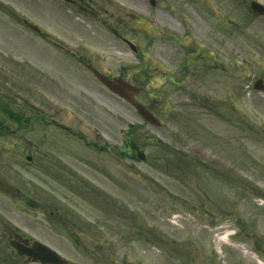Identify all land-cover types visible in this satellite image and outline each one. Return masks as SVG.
I'll return each mask as SVG.
<instances>
[{"label": "rangeland", "instance_id": "1", "mask_svg": "<svg viewBox=\"0 0 264 264\" xmlns=\"http://www.w3.org/2000/svg\"><path fill=\"white\" fill-rule=\"evenodd\" d=\"M76 1L85 3L83 16L62 0H0V105L16 112L25 101L28 109L19 112L31 119L19 130L0 114V175L19 191L17 198L0 194V264H34L17 261L9 248L15 229L18 237L46 243L68 264L264 263V93L253 90L264 80V16L249 8L264 0ZM122 38L142 48L144 58ZM68 49L87 54L112 75L130 69L129 79L138 64L176 73L193 59L190 71L201 80L186 92L211 99L215 111L141 73L139 101L155 103L162 128L108 98L105 108L117 115L101 127L125 132L138 125L147 161L135 163L137 176L127 174L124 158L117 169L113 149L99 158L81 150L94 163L110 162L107 171L121 174V189L103 180L102 169L69 157L66 165L82 181L54 184L50 172L35 170L33 95L37 75L78 74L61 73L79 66L66 56ZM83 124L74 130L97 128ZM78 147L73 142L70 148ZM102 189L111 196L109 207L100 206ZM229 232L235 236L221 241Z\"/></svg>", "mask_w": 264, "mask_h": 264}, {"label": "flooded vegetation", "instance_id": "2", "mask_svg": "<svg viewBox=\"0 0 264 264\" xmlns=\"http://www.w3.org/2000/svg\"><path fill=\"white\" fill-rule=\"evenodd\" d=\"M80 5L81 3L77 1L73 3V6H77L78 8H80ZM75 58L78 61L79 67H67L61 73H78L76 76L69 77L58 74V76L51 77L48 81V89L41 85L42 81L35 83L34 106L32 108L33 122L38 136L35 148L36 157L34 159L35 170L40 175H44V169L50 172L49 175L54 184L63 183L65 178L82 181L81 177L76 175L74 170L66 165L65 157H69L88 167L91 164L93 169H102V172L99 171V173L103 180L120 190L122 186L121 174L119 172L107 171L109 167L106 165H111V163H94V157L86 159L82 151L91 152L96 158H99L101 155H109V152L113 149L115 155L114 165L117 169L122 170L119 163H121V158H124L128 162L126 164L128 165L127 169L131 172L127 174L136 177L137 175L134 176V173H132L135 163L146 164L147 161L146 159L144 160L145 162L139 160V152L143 151V147L139 146L137 141V124H131L125 132L122 130L118 131L111 124H108V130L101 128L108 116L115 118V115H117L115 109H112L113 113L111 108H105V105L108 104L107 98L113 101L117 100L119 102L117 105H121L123 100L109 91L97 80L92 72H89L87 67L90 65V61H86L81 56ZM194 66V60L190 59L182 66L184 67V71L179 69L176 73L171 72L167 67L164 69H159L157 66L152 68L148 65L144 69L137 67L135 73L139 75V79L134 76L132 80L134 82L141 79L142 82H145V78L140 77L141 73H145L146 77L149 78L146 79L148 81L158 82L162 80L164 84L178 89V93H183L184 96L196 103L211 104L212 101L206 96L196 97L197 95H194V93L186 92V90L192 89L194 86L193 82H197L198 78L199 81L201 80L200 75H196V73L190 71ZM95 68L100 73H107L109 78H113L111 71L104 70L101 67ZM67 69H80V72H70L71 70L68 71ZM204 73L208 75L211 71L204 69ZM118 76L123 78L129 77L130 73L126 75L120 71ZM19 107V110L26 109L25 102L23 101ZM149 108L154 110L155 105H150ZM5 112L8 115L10 114L9 111ZM116 120L118 121L117 118ZM83 121L92 123L97 128L75 131L73 125H84ZM13 123L18 126L20 125L18 127L19 130L25 129V110L18 111ZM44 131L50 134L49 138L47 136L43 137ZM42 137L45 138L47 145L45 149H43L44 141ZM152 141L153 139L150 137L148 142ZM73 142H77L81 148L71 149L70 147ZM67 143H70V147L67 146ZM117 145L120 146L116 147ZM63 146H66V148L64 149ZM51 164H54L53 168L50 166ZM97 193L99 197H102L100 199V206L103 205L102 207H105L106 202L111 201V196L107 195L104 189ZM113 205L117 207L116 203H113ZM77 244L80 243L78 242Z\"/></svg>", "mask_w": 264, "mask_h": 264}, {"label": "water", "instance_id": "3", "mask_svg": "<svg viewBox=\"0 0 264 264\" xmlns=\"http://www.w3.org/2000/svg\"><path fill=\"white\" fill-rule=\"evenodd\" d=\"M251 10L254 14L264 16V6L260 5L257 2L251 3ZM99 79L100 82L104 83L110 90H112V92H115L120 97L128 101H130L129 97L131 95H136L139 93L134 87L123 80L114 79L110 81L101 75H99ZM254 89L258 91H264L262 82H257L254 85ZM131 103L135 106L138 113L145 119V121L160 126L159 122H156L155 118L148 111H146L143 106L136 102ZM0 193L3 195L15 197L17 191L0 177ZM10 246L17 251L18 257L26 256L34 262L40 264H66V262L55 251L45 245L40 244L39 242H35V244H33L32 247L29 248L22 243L10 241Z\"/></svg>", "mask_w": 264, "mask_h": 264}, {"label": "bare ground", "instance_id": "4", "mask_svg": "<svg viewBox=\"0 0 264 264\" xmlns=\"http://www.w3.org/2000/svg\"><path fill=\"white\" fill-rule=\"evenodd\" d=\"M247 254L250 255L251 257H253L254 259H257V257L254 254H250V253H247ZM259 264H264V263L262 261H259Z\"/></svg>", "mask_w": 264, "mask_h": 264}]
</instances>
